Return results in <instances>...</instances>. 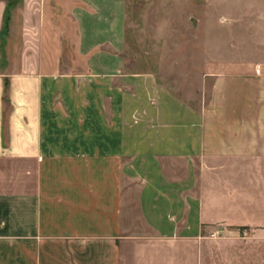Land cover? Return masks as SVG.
<instances>
[{"label": "crops", "instance_id": "crops-1", "mask_svg": "<svg viewBox=\"0 0 264 264\" xmlns=\"http://www.w3.org/2000/svg\"><path fill=\"white\" fill-rule=\"evenodd\" d=\"M126 1L0 0V264H264V0L189 96L126 70Z\"/></svg>", "mask_w": 264, "mask_h": 264}, {"label": "rangeland", "instance_id": "rangeland-1", "mask_svg": "<svg viewBox=\"0 0 264 264\" xmlns=\"http://www.w3.org/2000/svg\"><path fill=\"white\" fill-rule=\"evenodd\" d=\"M166 6L155 4L152 0L126 1L123 52L129 65L126 70H154L177 93L186 96L192 95L196 76L201 72L195 66L201 62L207 66L211 60L226 59L227 45L234 39V32L242 43L244 35L252 36L250 28L255 25V35L258 36L257 20L231 18L232 6L227 0H191L186 5L173 4L171 9ZM253 6L258 8V5ZM61 13L57 10L56 19H60L65 28L63 59H78L75 52V24L66 16L59 18ZM8 33L9 28L4 27L1 33V59H6ZM206 66L204 70L207 72L210 69ZM205 81V95L208 96L210 79Z\"/></svg>", "mask_w": 264, "mask_h": 264}, {"label": "built area", "instance_id": "built-area-1", "mask_svg": "<svg viewBox=\"0 0 264 264\" xmlns=\"http://www.w3.org/2000/svg\"><path fill=\"white\" fill-rule=\"evenodd\" d=\"M226 229L224 226L219 225L217 228H215L211 233H210V237L212 238H220V237H225L226 236ZM245 230L243 232V236H245Z\"/></svg>", "mask_w": 264, "mask_h": 264}]
</instances>
